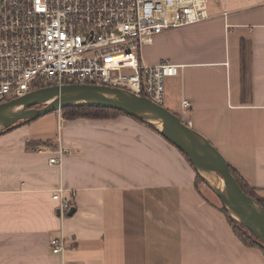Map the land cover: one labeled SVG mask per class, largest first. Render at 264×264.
Here are the masks:
<instances>
[{"label":"crops","instance_id":"0c3cea01","mask_svg":"<svg viewBox=\"0 0 264 264\" xmlns=\"http://www.w3.org/2000/svg\"><path fill=\"white\" fill-rule=\"evenodd\" d=\"M207 1L210 20L156 36L148 64L181 68L163 107L179 116L188 99L192 129L264 200V0ZM60 148L62 164H52ZM197 175L175 146L125 115L49 114L3 133L0 264H264ZM61 187L76 209L64 220L52 198ZM62 234L64 258L50 246Z\"/></svg>","mask_w":264,"mask_h":264},{"label":"built area","instance_id":"2783aa9c","mask_svg":"<svg viewBox=\"0 0 264 264\" xmlns=\"http://www.w3.org/2000/svg\"><path fill=\"white\" fill-rule=\"evenodd\" d=\"M210 18L207 0H0V106L76 84L124 89L163 106L167 79L181 68L147 66L142 50L168 30ZM181 106L179 117L192 128L190 101ZM64 153L60 148L50 162L61 165ZM66 193L61 187L52 194L62 220L74 208ZM50 246L63 258L71 249L64 234Z\"/></svg>","mask_w":264,"mask_h":264},{"label":"water","instance_id":"95a60500","mask_svg":"<svg viewBox=\"0 0 264 264\" xmlns=\"http://www.w3.org/2000/svg\"><path fill=\"white\" fill-rule=\"evenodd\" d=\"M77 106L109 108L150 124L179 152L188 157L202 180L224 203L230 216L264 245V208L252 196L244 193L222 153L204 136L181 121L177 114L145 96L109 86L76 84L42 88L23 98L1 104L0 136L49 114L61 113L64 108ZM7 113L8 115H5ZM140 113L151 115L150 120H160L162 129L146 122L140 117ZM202 170L216 173L224 181V186L214 187L202 176ZM229 210L234 211L238 218L232 216ZM75 212L76 209L72 208L67 215L72 217Z\"/></svg>","mask_w":264,"mask_h":264},{"label":"trees","instance_id":"16d2710c","mask_svg":"<svg viewBox=\"0 0 264 264\" xmlns=\"http://www.w3.org/2000/svg\"><path fill=\"white\" fill-rule=\"evenodd\" d=\"M63 113V118L65 120H77V119H97V120H108V119H113V118H118L123 115H127L124 112H119L116 110L112 109H101V108H89V107H83V106H77V107H69V108H64L62 109ZM129 116V115H127ZM133 118V117H132ZM140 123L148 126L152 130L158 133V131L152 127L150 124L145 123L143 121H140ZM159 134V133H158ZM160 135V134H159ZM161 136V135H160ZM43 143H33L32 146L37 147V146H42ZM30 146V145H29ZM183 156L186 157L190 165L192 166L191 162L189 161L188 157L182 153ZM194 167V166H192ZM231 172L233 173L234 177L236 180H238L242 190L244 191L245 194H248L252 196L260 205L263 206L264 208V200L260 199L259 196L256 194V191L250 187V185L244 181L237 173V171L230 165ZM197 183L198 186L200 185V182L205 183V181L202 180L201 176L197 175ZM221 211H223L226 220L233 229L236 237L242 241V243L245 246L249 247H254L260 249L264 253V245L259 242L255 237L252 236L250 231L243 226H240L229 214L226 209L221 208Z\"/></svg>","mask_w":264,"mask_h":264},{"label":"rangeland","instance_id":"374dc122","mask_svg":"<svg viewBox=\"0 0 264 264\" xmlns=\"http://www.w3.org/2000/svg\"><path fill=\"white\" fill-rule=\"evenodd\" d=\"M155 53V49H148V48H144L143 50H142V62H144L147 66H149V57H151V55H153ZM165 106V105H164ZM52 114H56L57 116H58V118H60V116L61 117H63V113L61 112V113H59V112H56V113H52ZM128 115V114H127ZM126 115V116H127ZM128 117H130V118H132V116H128ZM133 120H135L136 122H139L140 123V121H142V120H140L139 118L137 119L136 117H133L132 118ZM144 122V121H143ZM195 169V168H194ZM199 175V174H198ZM199 186H201L202 188H203V190H204V192L207 194V196H210V198H212L215 202H217L219 205H220V207L221 208H224V209H226L225 208V205H224V203L221 201V199L219 198V196H217L216 195V193H214L209 187H208V185L206 184V183H201L200 182V185ZM227 211V210H226Z\"/></svg>","mask_w":264,"mask_h":264},{"label":"bare ground","instance_id":"6f19581e","mask_svg":"<svg viewBox=\"0 0 264 264\" xmlns=\"http://www.w3.org/2000/svg\"><path fill=\"white\" fill-rule=\"evenodd\" d=\"M110 97H112V96L110 95ZM5 115H8V113ZM140 117L142 119H144L146 122H150L151 124H154L159 129H162V122L158 119L150 120L151 115L146 114V113H140ZM200 172H201L202 176L206 180H208L214 187L216 186V187L222 188L224 186V181H222V179L220 177H218L216 173L207 172V171H203V170ZM230 213L232 214V216L238 218L237 214L234 211L231 210Z\"/></svg>","mask_w":264,"mask_h":264}]
</instances>
